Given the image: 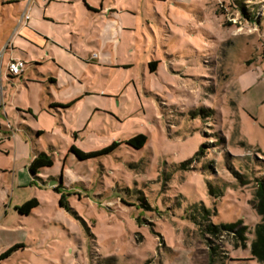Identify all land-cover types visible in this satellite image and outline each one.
I'll return each mask as SVG.
<instances>
[{
    "label": "rangeland",
    "instance_id": "rangeland-1",
    "mask_svg": "<svg viewBox=\"0 0 264 264\" xmlns=\"http://www.w3.org/2000/svg\"><path fill=\"white\" fill-rule=\"evenodd\" d=\"M7 1L0 51L12 42L27 68L13 83L4 62L1 123L29 145L19 124L43 131L54 165L33 179L14 141L0 147V255L22 246L0 264H264L252 253L264 224V0H99L117 16L106 65L69 57L61 39L37 50L27 32L14 37L21 13ZM55 1L47 18L70 13ZM35 51L47 59L37 71ZM138 134L140 149L126 143ZM115 141L85 161L70 152Z\"/></svg>",
    "mask_w": 264,
    "mask_h": 264
},
{
    "label": "crops",
    "instance_id": "crops-1",
    "mask_svg": "<svg viewBox=\"0 0 264 264\" xmlns=\"http://www.w3.org/2000/svg\"><path fill=\"white\" fill-rule=\"evenodd\" d=\"M40 1L45 3L41 5ZM48 1L49 0H33L29 3L21 0H8L6 2V6L15 5L19 13H21L19 21H13L15 30L13 33L14 37L19 32H27L33 37L29 38L26 36V38L22 39L37 50H43L48 47L49 44L60 46L56 44V41L60 42L61 39L64 44H61V51L65 52L69 57L75 56L74 54L78 55L86 65H91L97 60H99L100 65H106L111 62L113 32L117 26V16H115V10L112 9L111 6L99 0H56L55 2L63 5V8H69L70 13L67 15L63 14L60 18H47L46 14L50 8V4L46 3ZM126 10L125 12L130 14V9L127 8ZM37 11L39 12L37 13ZM26 16H29V18L27 19ZM72 16H74V18ZM68 18H73L71 20L72 23L66 22L65 19ZM63 20L65 21L63 22ZM56 36H59V38ZM15 50V44L9 41L3 50L0 51V86L3 88L2 100L0 102V147L2 145L4 147H9L6 143L7 138L9 141H14L15 163L18 164L24 157H30L31 163L36 156L37 150H42L40 138L36 136V138L34 136L32 138L31 136L32 132L34 133L35 131L23 123L19 124L27 130V134L31 140L29 145L27 141L22 143V141L19 140L17 130H14L10 123H8V126H4L1 123L2 117L8 118V112L6 111L7 97L4 94L5 89L2 81L4 62L7 60L9 66L10 61L13 59L23 60L15 55ZM35 54L39 59L38 62L32 63V68L37 71L38 66H41L42 63L44 64L47 59L45 58L46 56L40 54L39 51H35ZM25 55L29 56L26 53ZM25 72L20 75L22 79L26 76ZM6 75L13 83H15V79L19 77L10 75L8 69ZM29 79L31 80L32 77L30 76ZM23 80L25 81V79ZM52 81L55 86H58L57 81ZM24 106L25 109L22 108L23 110H21V108H18L17 111L26 114H30L28 111H31L30 115L34 117L35 111L26 104H24ZM26 120L27 116H23L22 122ZM3 132L5 133V138L2 137ZM29 176H31L30 173Z\"/></svg>",
    "mask_w": 264,
    "mask_h": 264
},
{
    "label": "trees",
    "instance_id": "trees-1",
    "mask_svg": "<svg viewBox=\"0 0 264 264\" xmlns=\"http://www.w3.org/2000/svg\"><path fill=\"white\" fill-rule=\"evenodd\" d=\"M157 62L153 61L149 63V66L151 67L152 71H155L157 69ZM28 113L31 114V111H28ZM42 134H44L43 131H37L36 135L39 138ZM147 136L144 134H138L135 137L129 139L126 143L129 146H132L136 149L143 148L146 143H147ZM120 142H113L109 147L99 151V152H91V153H86L82 151L81 149L77 148L76 146H72L70 152L80 161H85L89 158L99 156L102 154H108L111 153L114 149L120 146ZM203 151V150H202ZM54 165V158L52 155H49L43 150H37L35 158L32 160V162L29 165V173L33 179H41L39 177V174L41 173L42 169L44 168H50ZM63 182H61L60 186L58 188L63 187ZM56 188V189H58ZM260 194L262 197V203L264 206V181L260 184ZM40 205V202L34 198L28 202H26L24 205L21 207L16 208V211L22 215V216H28L30 215L34 209H36ZM60 205L62 207H68V205L65 202V197H62L60 199ZM203 212L205 213V208L202 207ZM210 212V211H209ZM261 226L258 229L257 235H255V240H254V249L252 250V253L255 255H260L262 258L264 254V224H260ZM229 228H233L235 226V223L227 224ZM210 229L213 226H209ZM21 245H17L7 252L3 253L0 255V260L6 259L12 255L13 252L17 251L19 248H21Z\"/></svg>",
    "mask_w": 264,
    "mask_h": 264
},
{
    "label": "built area",
    "instance_id": "built-area-1",
    "mask_svg": "<svg viewBox=\"0 0 264 264\" xmlns=\"http://www.w3.org/2000/svg\"><path fill=\"white\" fill-rule=\"evenodd\" d=\"M21 1H26L31 3L33 0H21ZM26 18L28 19L29 16H26ZM27 68V63L21 59H13L10 61L9 66H8V70H9V74L12 76H20L22 75L25 70ZM3 95V88L2 86H0V102H1V96Z\"/></svg>",
    "mask_w": 264,
    "mask_h": 264
}]
</instances>
